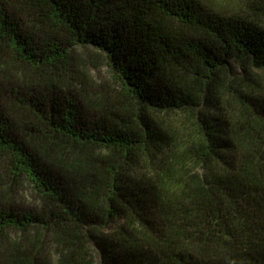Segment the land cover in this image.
<instances>
[{
    "label": "trees",
    "instance_id": "obj_1",
    "mask_svg": "<svg viewBox=\"0 0 264 264\" xmlns=\"http://www.w3.org/2000/svg\"><path fill=\"white\" fill-rule=\"evenodd\" d=\"M243 4L0 0V165L40 202L0 206V264H264V0ZM79 48L112 98L82 101Z\"/></svg>",
    "mask_w": 264,
    "mask_h": 264
},
{
    "label": "rangeland",
    "instance_id": "obj_2",
    "mask_svg": "<svg viewBox=\"0 0 264 264\" xmlns=\"http://www.w3.org/2000/svg\"><path fill=\"white\" fill-rule=\"evenodd\" d=\"M207 3L225 10L238 11L244 8L243 0H204ZM76 68L81 82L75 83V90L80 92L82 101L102 100L112 98L114 91H120L115 85L112 75L107 67L105 58L92 49L79 48L77 50ZM11 75L21 76L17 71L11 70ZM258 84L259 108L264 109V72L258 71L253 74ZM199 171V170H197ZM0 206H4L15 212L33 211L40 208V202L33 191L32 186L25 180L9 177L0 165ZM52 246V245H50ZM49 256L58 257L49 247ZM97 259V253L93 254Z\"/></svg>",
    "mask_w": 264,
    "mask_h": 264
}]
</instances>
